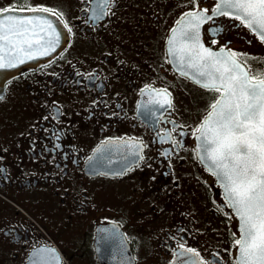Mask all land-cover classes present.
I'll use <instances>...</instances> for the list:
<instances>
[{"label":"flooded vegetation","instance_id":"flooded-vegetation-1","mask_svg":"<svg viewBox=\"0 0 264 264\" xmlns=\"http://www.w3.org/2000/svg\"><path fill=\"white\" fill-rule=\"evenodd\" d=\"M216 5L0 0L54 10L68 32L58 54L0 87V264H170L188 249L203 264H236L237 217L193 134L218 94L177 72L170 51L185 13H199L204 47L264 74V42Z\"/></svg>","mask_w":264,"mask_h":264},{"label":"snow or ice","instance_id":"snow-or-ice-1","mask_svg":"<svg viewBox=\"0 0 264 264\" xmlns=\"http://www.w3.org/2000/svg\"><path fill=\"white\" fill-rule=\"evenodd\" d=\"M102 4L108 7L109 0H102ZM222 9L234 10V18L264 42V0H220L212 10L213 15H229ZM16 10L61 15L47 8L22 7ZM10 11L14 10L2 8L0 14ZM101 15L103 12L92 19H99ZM185 16H191L192 20L184 24L178 34L173 30L170 51L177 55L181 65L193 70L191 78L195 83L218 94L193 134H199L198 147L211 162V170L224 189L226 203L240 222V238L234 241L239 249L236 264H264V74L259 77L250 75L242 68L235 52L229 50L223 55L224 49L216 53L204 47L199 34L204 17L199 13H185ZM38 25L42 26L41 32L47 30L46 34L54 39L45 42L48 47L34 49L33 45H39L42 39L35 32ZM29 26H32L31 32ZM34 36L37 38L33 39ZM178 38L182 43L176 47ZM58 41L56 29L43 17L0 15V51L7 45L8 50L23 52L30 60L54 51ZM17 62L23 63L24 60L17 57ZM12 67L16 64L11 60L5 62L4 56L0 55V69ZM182 75L188 76L189 73L184 71ZM156 91L163 97L158 101L160 107L171 108L168 90ZM188 251L195 252L193 249Z\"/></svg>","mask_w":264,"mask_h":264},{"label":"water","instance_id":"water-1","mask_svg":"<svg viewBox=\"0 0 264 264\" xmlns=\"http://www.w3.org/2000/svg\"><path fill=\"white\" fill-rule=\"evenodd\" d=\"M218 2H220V0H218ZM223 11L231 12L234 15V10L223 9ZM0 15L20 16V13L15 12V11H10L8 13H3ZM23 16H25V17L39 16V17H43V18L49 20L52 23L53 27L56 29L57 34L59 35V41L56 44L54 51H50L48 55H44V56L37 55V56H35L34 59H30L28 61V63L26 62L24 65L37 63L38 61H40V59L49 57L50 55L54 54L55 52H57L61 48V46L65 42L66 30H65V27L63 26L62 22L57 17H55L53 14H51L49 12H28V13H26V15H23ZM40 27H42V26H40V25L36 26L35 32L38 33L39 37H42V39L40 40L39 45H36V44L33 45L34 49L37 47H48V45L45 42L50 40V39H54V37H51V36L46 34L47 30L45 32H41ZM29 30H30V32L32 31V26H30ZM36 38L37 37H35V36L33 37V39H36ZM7 50H8V46L5 45V49L3 51H0V55L4 56V54L6 53ZM20 67H21V65H19L17 67H12V68L0 69V84H3L6 79H8L10 76L14 75ZM243 69L245 70L244 67H243ZM197 135H199V134H197ZM198 144H199V141L197 140L198 156L200 157L202 162L206 166H208V168L211 170V162L206 159V157L204 156L203 150L198 147ZM238 228L240 230V222H239ZM238 255H239V249L237 251V257H238ZM173 264H200V263L198 261H196L195 257L191 253L189 254V253L180 252L176 255Z\"/></svg>","mask_w":264,"mask_h":264}]
</instances>
